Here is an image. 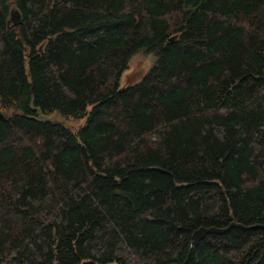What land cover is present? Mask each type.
<instances>
[{
  "label": "trees",
  "instance_id": "obj_1",
  "mask_svg": "<svg viewBox=\"0 0 264 264\" xmlns=\"http://www.w3.org/2000/svg\"><path fill=\"white\" fill-rule=\"evenodd\" d=\"M233 222L264 226V0H0V264H264L262 228L192 245Z\"/></svg>",
  "mask_w": 264,
  "mask_h": 264
},
{
  "label": "rangeland",
  "instance_id": "obj_2",
  "mask_svg": "<svg viewBox=\"0 0 264 264\" xmlns=\"http://www.w3.org/2000/svg\"><path fill=\"white\" fill-rule=\"evenodd\" d=\"M157 64L156 58L152 54L140 53L133 57L130 62L129 69H127L119 82L120 87L124 88L127 86H132L140 82L142 77L146 75L152 68ZM43 120H50L52 122H57L58 118L53 117H40ZM70 129L76 130L79 128L83 121L79 122H65L64 123Z\"/></svg>",
  "mask_w": 264,
  "mask_h": 264
},
{
  "label": "water",
  "instance_id": "obj_3",
  "mask_svg": "<svg viewBox=\"0 0 264 264\" xmlns=\"http://www.w3.org/2000/svg\"><path fill=\"white\" fill-rule=\"evenodd\" d=\"M50 121V120H47ZM52 122V121H50ZM232 228H239L241 230H253V229H264V226L262 225H255V226H250L246 227L241 224L237 223H231L228 227L226 228H217V227H210V228H205L201 227L200 229L196 230L192 236V245L196 246L200 241H202L207 235L209 234H215V235H223L228 233ZM183 264H187V262H184Z\"/></svg>",
  "mask_w": 264,
  "mask_h": 264
}]
</instances>
